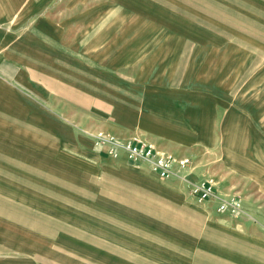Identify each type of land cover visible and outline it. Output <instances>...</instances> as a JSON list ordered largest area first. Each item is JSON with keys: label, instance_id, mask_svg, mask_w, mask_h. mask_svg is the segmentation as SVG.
I'll use <instances>...</instances> for the list:
<instances>
[{"label": "crops", "instance_id": "1", "mask_svg": "<svg viewBox=\"0 0 264 264\" xmlns=\"http://www.w3.org/2000/svg\"><path fill=\"white\" fill-rule=\"evenodd\" d=\"M261 1L241 0L239 14H233L219 0H198L192 21L215 30L202 34L198 28L186 31V20L171 17L165 7L184 13V0H149L147 11L139 4L121 10L115 0H98L79 16L85 21L81 38L88 40L82 53L95 56L96 79L82 75L78 83L72 64L58 82L60 27L40 14L56 0H0V264L234 262L230 255H212L211 213L195 204L201 202L190 195V185L178 190L172 185L182 183L177 179L162 180L122 153L112 158L106 147L94 144L92 134L126 127L212 150V118L219 117L222 151L246 152L248 142L231 143L232 136L264 134V121L260 126L248 97L233 95L227 79L212 92V46L215 55H234L238 70L249 69V56H264ZM28 6L37 13L26 16ZM117 8L120 15L106 14ZM28 38L40 41L29 46L30 53ZM250 69L264 71V64ZM106 81L139 90L144 102L185 104L182 116L190 127L175 111L122 113L120 98L105 97ZM203 203L213 204L216 212L217 199ZM202 220L208 238H202ZM222 243L231 246L227 239ZM241 243L248 248L250 242ZM242 257L248 260L247 254Z\"/></svg>", "mask_w": 264, "mask_h": 264}, {"label": "rangeland", "instance_id": "2", "mask_svg": "<svg viewBox=\"0 0 264 264\" xmlns=\"http://www.w3.org/2000/svg\"><path fill=\"white\" fill-rule=\"evenodd\" d=\"M184 1L186 5L184 13L181 8L175 9L170 6H165L167 11L171 13V17L184 18L186 20V28L184 27L186 31L198 28L202 34L210 32L211 30L215 32V30L212 29V24L192 21V8L195 10L198 9V0ZM219 1H221L223 5L226 4L228 6V11L232 8L231 11L233 14H239L241 0ZM97 2L98 0H56V3L52 7H41V16L56 20L58 27H60L57 31L56 38L58 82L63 80L66 74L64 73V69L66 66H70V64H72V68L74 69L72 70L74 82L80 83L82 75H87L90 80L96 79L97 72L94 71L95 68L92 65L95 61V56L90 55L87 57L86 53H82L85 49L84 44L86 45L88 40L81 38V29L85 21H80L79 16L92 9L91 5L96 6V4H98ZM115 2L119 5L121 10H126L128 8L133 9V6L137 4H139V6L143 5V10H151L149 0H115ZM251 2H253V0H251ZM162 3L166 5L164 2ZM261 3L262 7L260 10L264 13V0H262ZM105 4H108L107 1ZM33 8L34 7L28 6L23 9L26 16L32 14L33 11L37 13V8ZM223 11H225V7H223ZM119 13H121L119 8H117L115 12L106 11V14L111 16L120 15ZM71 19L73 20L72 24L65 23ZM28 25L29 24H26V26ZM172 25H174V23L163 24V26L168 27ZM41 29L43 30L44 28ZM34 41L39 45L40 41L38 39H26L28 53H30L29 46H33ZM233 41L238 43L237 40ZM216 52L215 47L212 46V79L214 80L212 82V92L216 94L219 91V86L222 81L227 79V81L232 83L230 89L233 95H245L248 97V109L255 114L258 113V117L261 119L258 120V123L261 126L264 121V71L251 70L250 68L255 63L259 65L264 64V56H249V63L246 64V67L249 66V69L238 70L240 65L238 60L234 59V55H215ZM32 56H34L33 53ZM82 64L89 65V70L82 69ZM223 66L226 68L224 71L220 70ZM186 74H188V72H186ZM262 82L263 86H256ZM107 83L106 81L105 97H109L111 100L120 98L121 102L117 103L121 105L120 109L122 113L128 112L133 114L137 112L138 114H142L145 110H148L153 112V114L163 113V115L169 116L171 111H175L176 113H180L182 120L184 119L185 124L190 127L189 121L182 116L185 104H165L163 102L159 103L153 101L144 102L141 97H137L142 96L139 90L133 88L134 91H127L119 87H114L110 82L109 85H107ZM189 89H191V87ZM137 99L142 100L138 101ZM110 110L111 107L109 108V111ZM219 119V117L217 119L212 118V130L215 131L214 134L212 133V138L214 137V143L216 144V147L212 148V150H206L196 145H176L164 142L156 139L151 134H146L144 131L133 130L132 128L126 127L120 128V130H113L112 127H106L109 128L108 131L103 128L102 132L105 134L111 133L110 135L114 134L116 137L121 135L127 139H141L154 144L164 152L175 154L176 156L187 157L190 163L185 169L184 174L189 175L185 178L184 182H175L176 184H172L173 186L185 192L189 185L202 181H210L214 184L216 193L219 196L229 199L234 198L239 201L241 205V209L237 213L231 214L230 212L218 213L217 210L215 212L213 204L210 203H195L197 206L211 213L212 255H230L234 261L231 264H264V134L254 136L251 135L250 132L245 134L236 132L235 135L232 136L231 143H245L247 141V151L237 152L236 150H228L227 152H223L219 144L222 141V135L217 131V126H219L218 124L220 122ZM74 120L76 119L74 118ZM235 121L237 123L240 122V120ZM249 121L251 122L250 118ZM104 123L110 126L113 124V121L105 120ZM248 129L250 130V126ZM235 130L237 131L238 129L235 127ZM253 147H257V150ZM121 158H123V156ZM155 200L156 198H154V201ZM208 233V226H206L202 220V238H208V236H206ZM223 239L229 240L231 246L225 247L222 243ZM247 239L250 242L249 247L242 248L240 246V244H242L241 241H247ZM244 254L248 255V260L246 257H242ZM242 260L247 261V263L241 262Z\"/></svg>", "mask_w": 264, "mask_h": 264}, {"label": "built area", "instance_id": "3", "mask_svg": "<svg viewBox=\"0 0 264 264\" xmlns=\"http://www.w3.org/2000/svg\"><path fill=\"white\" fill-rule=\"evenodd\" d=\"M92 138L96 146L106 147L112 158H119L122 153L126 160L148 166L149 170L162 180L174 178L184 182L187 177L184 174L190 163L187 157L164 152L154 144L137 138L123 139L103 132L92 134ZM190 195L198 202L217 199L218 213L234 214L241 209L240 202L234 198L224 199L216 196L215 186L210 181L190 185Z\"/></svg>", "mask_w": 264, "mask_h": 264}]
</instances>
